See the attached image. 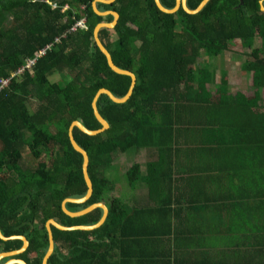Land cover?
I'll list each match as a JSON object with an SVG mask.
<instances>
[{
  "label": "trees",
  "instance_id": "16d2710c",
  "mask_svg": "<svg viewBox=\"0 0 264 264\" xmlns=\"http://www.w3.org/2000/svg\"><path fill=\"white\" fill-rule=\"evenodd\" d=\"M50 1L58 6L53 8L43 0H0V227L7 237L28 239V249L16 257L28 264H42L48 251V220L67 227L92 226L101 220V207L78 218L62 210L65 198L83 197L88 191L84 157L72 147L68 132L75 121L90 130L101 129L92 107L98 90L108 88L121 97L133 83L131 77L110 69L94 41L96 26L111 23L112 15L97 14L94 0ZM202 1L188 0V5L196 9ZM161 2L167 8L177 5V0ZM98 8L119 13L115 28L101 29L99 38L114 64L135 73L138 81L127 102L116 103L106 94L98 98L99 111L110 124L107 131L97 136L79 128L73 131L89 156L93 193L84 203L68 202L67 209L80 212L104 202L109 214L103 225L91 231L52 227L55 251L48 264L110 260L115 230L126 224L134 211L110 194L113 186L107 174L115 153L154 151L157 158L149 163V173L144 174L142 165L136 163L126 174L128 183L133 189L145 182L152 190L156 186L165 190L169 180L171 191L176 163L183 162V155L191 150L199 148L204 153L205 136L201 144L191 143V138L197 141L205 134L213 96L208 86L217 80L216 71L212 73L203 65L228 51L234 41L250 51L242 70L251 73L253 85L264 96V11L260 0H243L242 4L241 0H210L195 14L183 7L175 13L164 12L155 0L98 2ZM82 20L86 28L71 31ZM57 38L59 42H55ZM256 39H260L259 46H255ZM49 45L32 73L17 74L28 59ZM54 75H62L61 80L54 81ZM206 78L205 87L201 84ZM220 83L218 106L229 94L225 74ZM241 94H236L237 99ZM32 100L37 102L34 109L30 108ZM261 118L264 131V111ZM22 246V240L0 239V254ZM7 260L10 258L3 263Z\"/></svg>",
  "mask_w": 264,
  "mask_h": 264
},
{
  "label": "crops",
  "instance_id": "0c3cea01",
  "mask_svg": "<svg viewBox=\"0 0 264 264\" xmlns=\"http://www.w3.org/2000/svg\"><path fill=\"white\" fill-rule=\"evenodd\" d=\"M239 52L245 58L250 53ZM241 72L251 75L242 66ZM237 85L227 84L229 94L220 106L216 89L221 83L208 86L213 96L205 134L197 141L191 138V143L201 144L205 136L204 153L191 150L176 163L172 191L169 180L165 190L159 186L152 190L145 182L133 189L128 183L126 174L136 163L149 173V163L157 158L154 151L112 156L107 174L113 186L110 194L134 211L115 230L110 260L98 264H264V96L253 83ZM239 92L243 96L237 99ZM144 152L147 160L136 161Z\"/></svg>",
  "mask_w": 264,
  "mask_h": 264
},
{
  "label": "water",
  "instance_id": "95a60500",
  "mask_svg": "<svg viewBox=\"0 0 264 264\" xmlns=\"http://www.w3.org/2000/svg\"><path fill=\"white\" fill-rule=\"evenodd\" d=\"M114 1L115 0H94L93 1L92 7L97 14L103 16V15L110 13L114 16L113 22H111V23H100L96 26V28L94 30V41H95L97 47L99 48V50L105 55V57L107 59L108 66L110 67V69L119 75H125V76L131 77L133 80V83H132L131 89L128 92V94L121 96V97L116 96L108 88H100L98 90V92L95 95L94 100L92 102V107H93L94 115H95L97 121L102 126L101 129L90 130L81 121H75L71 124V126L69 128L68 136H69L72 147L75 148V150L78 151L79 153H81L84 157V176H85V179L87 182L88 191H87V195H85L83 197H67L62 201L63 212L71 218H78V217L84 216V215L90 213L91 211L97 209V207H101V209L103 210V216L97 224L92 225V226L67 227V226L61 225L60 223H58L54 219L48 220L45 227H46V231L48 233V238H49V248H48V251H47V253H46V255L42 261V264H48V260L50 259V257L53 255V253L55 251V241H54V235H53L52 227H54L60 231H76V230L91 231V230L97 229L101 225H103L105 223L107 217H108V214H109L108 206L104 202L93 203V204L89 205L87 207V209L80 211V212L69 211L67 209V203L68 202L84 203L89 199V197L93 193V183H92V180L90 179V176L88 173L89 156H88L87 150H85L77 142V140L75 138V134H73V131H75L76 128H79L81 131H83L84 133H86L89 136H97V135H100V134L104 133L105 131H107L110 128V124L108 123V121H106L103 118V116L101 115V113L99 111L98 104H97L98 98L102 94H106L109 96V98L111 100H113L116 103L127 102L131 98V96L133 95L135 86L137 85V81H138V78H137L135 73H133L132 71H129V70L121 69L114 64V61L112 59L110 52L105 48V46L102 44V42L99 38V32L101 29H103V28H108V29L115 28V26L117 25L118 20H119V13L117 11H114V10L101 11L98 8L97 4H98V2L113 3ZM209 1L210 0H203L201 2V4L199 5V7L196 9H192L189 7L188 0H177V5L174 8H167L166 6H164L162 4L161 0H155V3L159 7V9H161L162 11L167 12V13H175L181 7H183L187 12L195 14V13L200 12L208 4ZM242 3H243V0H241V4ZM260 4H261V10H264V0H260ZM0 239H2L5 242L11 241V240H22V242H23L22 249L12 251V252L1 253L0 254V264H28L25 260L16 259V257L22 255L28 249V247L30 245V243L26 237H24V236L7 237L4 235V233L0 227ZM6 258L7 259L10 258V260H7L5 263H2L1 261L6 259Z\"/></svg>",
  "mask_w": 264,
  "mask_h": 264
},
{
  "label": "rangeland",
  "instance_id": "374dc122",
  "mask_svg": "<svg viewBox=\"0 0 264 264\" xmlns=\"http://www.w3.org/2000/svg\"><path fill=\"white\" fill-rule=\"evenodd\" d=\"M255 45L256 46L260 45V39L255 40ZM239 51L247 52L249 50L243 49L240 41H234L230 49L226 51V53L223 52L225 56L224 58H221L220 56L211 58L210 63L208 65H203V66L211 70L212 73L216 71L217 82H220L222 79L223 75L222 73H220L222 71L226 73L225 78L228 81V83L232 86H238L237 83H240L241 86H247L248 84L251 85L252 83L251 75L249 76L248 74L241 72V66H242L243 61L245 60V57L244 56L239 57L237 55V54H240ZM211 66H212V69H211ZM61 78H62V75H54L52 77L54 81H59L61 80ZM208 81L209 80L207 78L204 79L202 81L203 84L201 85L206 87L208 85L207 83ZM36 105H37V102L35 100H32L30 102L31 109H34ZM145 160H147L146 152L140 154L136 158V161H145ZM1 262H3V260Z\"/></svg>",
  "mask_w": 264,
  "mask_h": 264
},
{
  "label": "built area",
  "instance_id": "2783aa9c",
  "mask_svg": "<svg viewBox=\"0 0 264 264\" xmlns=\"http://www.w3.org/2000/svg\"><path fill=\"white\" fill-rule=\"evenodd\" d=\"M43 1H46V2L50 3V4L52 5L53 8H55V7L58 6L57 2H53V1H50V0H43ZM66 8H67V6L64 7V9H66ZM78 28H83V29L86 28V26H85V20H82L81 22H79L75 27H73V28L71 29V31H76ZM64 36H65V35H64ZM59 41H60L59 38H57V39L55 40V42H59ZM51 46H52V45H49V46H47L45 49L41 50V51L37 54V56H36L35 58L28 59V60L26 61V65H25L22 69H20L19 72H18L17 74L21 75V74H23L25 71H30V72L32 73V72H33V67H34L36 61L38 60V58L44 56V55L46 54V51H47L48 49H50ZM17 74H16V75H17ZM8 82H9V81H5L4 84H8Z\"/></svg>",
  "mask_w": 264,
  "mask_h": 264
}]
</instances>
